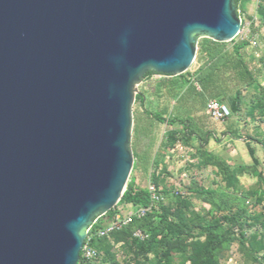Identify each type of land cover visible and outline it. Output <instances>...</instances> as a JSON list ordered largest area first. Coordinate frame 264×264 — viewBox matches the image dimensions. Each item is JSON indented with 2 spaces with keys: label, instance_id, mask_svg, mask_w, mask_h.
Listing matches in <instances>:
<instances>
[{
  "label": "water",
  "instance_id": "obj_1",
  "mask_svg": "<svg viewBox=\"0 0 264 264\" xmlns=\"http://www.w3.org/2000/svg\"><path fill=\"white\" fill-rule=\"evenodd\" d=\"M240 27L234 0H0V264H77L127 185L135 85Z\"/></svg>",
  "mask_w": 264,
  "mask_h": 264
},
{
  "label": "rangeland",
  "instance_id": "obj_2",
  "mask_svg": "<svg viewBox=\"0 0 264 264\" xmlns=\"http://www.w3.org/2000/svg\"><path fill=\"white\" fill-rule=\"evenodd\" d=\"M259 5L264 12V0L239 3L240 32L220 43L214 58L200 51L208 39L196 37L188 71L176 77L153 74L135 85L127 184L151 188L158 199L154 215L167 211L192 236L176 245L167 233L143 244L131 233L112 234L96 242L92 264H197L206 238L195 227L209 224L233 237L218 251V264H264V17ZM241 44L250 79L236 66L233 47ZM210 100L225 106L228 116L213 120L206 111Z\"/></svg>",
  "mask_w": 264,
  "mask_h": 264
},
{
  "label": "trees",
  "instance_id": "obj_3",
  "mask_svg": "<svg viewBox=\"0 0 264 264\" xmlns=\"http://www.w3.org/2000/svg\"><path fill=\"white\" fill-rule=\"evenodd\" d=\"M247 0H234V6L236 13L238 12L239 3L245 2ZM259 12L261 11L262 16L264 17L263 8L259 5ZM238 15V14H237ZM243 44L234 46L233 52L237 57L236 66L239 69V73L242 77L250 79V75L242 63L240 57V49ZM201 53L206 54L209 58H214L222 50V45L220 43H215L211 40H204L200 44ZM154 73H147L144 78L151 76ZM139 102H142V98L138 97ZM231 107L235 110L234 103L231 102ZM158 121H164L163 119L156 118ZM168 124H172L173 120L166 121ZM183 125V129L188 131L189 125L186 121H179ZM191 135H189L190 137ZM247 152L251 158L254 165H257V159L254 157V150L247 146ZM131 205L136 208L147 209L151 207V198L147 190L133 189V183L129 182L126 186V189L123 192V195L114 207V209L107 212L104 216L94 219L92 226L90 227L89 233L85 238L83 246L88 245L91 249L96 250V242L100 241L104 237H107L112 234H129L131 233L133 237L138 240L149 243V241L154 240L157 236L162 233L170 234L175 238L176 245L182 243L184 238L191 237L192 235L187 231L182 224L171 219V215L167 211H163L160 216L156 217L154 215V207L151 208L150 212L145 213L141 218H134L130 224L125 227H122L119 230H115L105 236H98L97 232L105 227V225L112 221L114 216L117 213V208L119 206ZM157 218V219H156ZM199 230L198 234L206 238L205 244L201 247L197 255V264H218L217 253L218 251L233 241V237L226 235L221 227L218 224L205 225L195 227ZM135 233H140L141 237H136ZM144 237H148L146 240ZM83 252H80L79 260L77 264H84L82 258ZM90 264V263H88Z\"/></svg>",
  "mask_w": 264,
  "mask_h": 264
},
{
  "label": "built area",
  "instance_id": "obj_4",
  "mask_svg": "<svg viewBox=\"0 0 264 264\" xmlns=\"http://www.w3.org/2000/svg\"><path fill=\"white\" fill-rule=\"evenodd\" d=\"M206 111L210 115V117L215 121L223 120L229 114L228 109L215 100H210L206 103ZM149 194L151 198V207L144 209L136 208L131 205H125L126 211H123L124 206H119L117 208V213L114 216L113 220L108 222L103 229L99 230L97 232V235L101 237L115 230H119L122 227H125L130 224L134 218H141L145 215V213L150 212L151 208L155 206L154 204L158 199L154 195V193H152L151 188L149 189ZM89 230L87 231V234L89 233ZM135 236L141 237L140 233H135ZM81 251L83 252L82 258L84 260V264H92L93 260L96 257L95 251L91 249L88 245L83 246Z\"/></svg>",
  "mask_w": 264,
  "mask_h": 264
}]
</instances>
